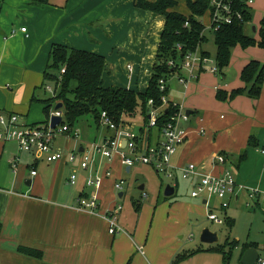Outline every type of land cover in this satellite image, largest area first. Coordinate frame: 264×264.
I'll return each mask as SVG.
<instances>
[{"label": "crops", "instance_id": "obj_1", "mask_svg": "<svg viewBox=\"0 0 264 264\" xmlns=\"http://www.w3.org/2000/svg\"><path fill=\"white\" fill-rule=\"evenodd\" d=\"M136 2L47 0V4L34 5L29 0H0V110L17 115L21 125L44 124L34 117L32 119L31 114L32 107L43 101L38 89L43 87V73L53 45L103 56L110 72L104 75L105 87L144 92L155 63L164 19L138 8ZM250 8L251 34H245L258 41L260 21L264 18V0H253ZM174 11L185 17L190 14L182 1L177 3ZM205 16L210 17L209 13ZM204 28L206 43L200 49L211 56L206 48V30L211 32L210 23ZM240 48L237 46L232 50L235 53L234 57L231 54L228 67L237 59L234 76L230 79L226 74L221 77L225 82L223 85L215 75L204 72L186 85L175 80L167 87V100L180 106L189 116L188 123L182 126L187 138L171 158V164L179 168L194 163L212 175H219L224 169L233 174L242 186L237 190V200L233 201L237 206L236 219L246 216L251 228L253 223L259 225L254 240L248 244L254 245L258 264H262L264 83L256 100L238 96L222 102L215 98L217 90L230 93L244 87L240 73L248 62L264 63V49ZM128 65L133 67L131 76H128ZM41 105L43 113L44 105ZM54 107L50 109V115ZM135 116L123 119L131 129L134 126L128 120ZM97 127L101 129L99 124ZM137 133L147 143L161 138L157 129L146 131L144 126L139 127ZM110 134L102 129L92 141ZM251 137L257 147L248 146ZM83 139L89 140L87 137ZM70 143L58 139L52 150L67 152L78 148L83 151L79 145L72 149ZM9 144L11 149H7ZM217 154L224 156L223 166L213 163V156ZM13 158L19 159L15 173L9 165ZM75 163L79 167V176L76 185L71 187L68 179ZM99 164L101 168H110V176L102 180L97 192V209L90 213L79 209L77 203L78 198L87 193V173L80 169L78 159L72 164L64 160L47 163L36 159L32 153L19 152L15 143L0 145V264H170L177 255L185 256L179 264H224L221 254L209 251L214 245L185 250L186 246L175 239V235L186 230L192 219L196 220L197 214L208 220L207 215L217 209L211 205V199L205 197L192 199L182 194L167 207L163 203L157 205L150 223L145 219V208H139L137 212L134 204L127 203L118 214L121 232L110 235L108 212L119 205L118 198L124 197L123 176L130 174L133 179L143 174L150 181L151 173L153 177L155 171L147 166L129 169L122 165L118 155L108 163L101 161ZM31 168L35 170V176L30 175ZM186 181L193 188L194 182ZM117 183L122 184L121 192L115 190ZM140 184L144 191L146 184ZM172 187L175 195L179 189L178 180ZM251 193H255L252 198ZM164 208H167L166 217L162 220L159 211L163 213ZM222 210L225 213L226 209ZM225 220L230 229L235 226V220L228 217ZM247 237H251L250 231Z\"/></svg>", "mask_w": 264, "mask_h": 264}, {"label": "trees", "instance_id": "obj_2", "mask_svg": "<svg viewBox=\"0 0 264 264\" xmlns=\"http://www.w3.org/2000/svg\"><path fill=\"white\" fill-rule=\"evenodd\" d=\"M29 1L34 5L47 4V0ZM180 1L185 3L190 12L189 16L185 17L174 11ZM210 1L155 0L150 3L146 0H137L136 6L138 8L148 11L154 17L164 19V28L160 33L155 63L144 92L105 87L104 75H108L110 72L103 56L66 46L53 45L49 51L48 64L43 73L42 83V86L52 84L54 87V95L50 99L42 101L44 105L43 114L46 119L50 118V109L56 103H61L60 111L63 113L61 124H66L70 128L84 117H89L93 124L98 126L102 112H106L116 125H120L124 118L135 116L137 111H140L144 117V125H146L149 110L148 101L152 100L153 107L158 108L162 106L161 98L168 95V88L164 92L159 90V81H167L168 78L177 73L178 69L176 67L171 68L168 63L179 64L186 53L194 52L206 43L205 28L202 23V18L206 13L210 15L211 32L216 48L214 61L221 77L224 76L223 70L228 67L232 50L235 47L264 49V18L260 21L258 41L245 34L244 29L252 20L250 7L246 6L245 0H230L231 6L238 12L240 19L233 18L231 24L218 23L217 25L211 22L214 8L210 6ZM185 23L188 24L187 27H185ZM178 46L180 50L177 49ZM201 53L204 57H210L207 52L201 51ZM62 69H64V73L61 74ZM240 80L244 83L243 88L233 90L230 93L217 90L216 100L225 102L238 96L258 99L264 83V63L248 62L241 70ZM175 112L176 109L172 108L171 105H167L166 109L162 111L157 120L156 129L159 133ZM248 146L257 147L254 138H250ZM135 208L136 210L139 209L138 206ZM253 247V244L244 245L241 255L245 250ZM209 251L221 254L224 264H228V258L223 256V251L218 244ZM184 258L185 256L177 255L170 264H179Z\"/></svg>", "mask_w": 264, "mask_h": 264}, {"label": "built area", "instance_id": "obj_3", "mask_svg": "<svg viewBox=\"0 0 264 264\" xmlns=\"http://www.w3.org/2000/svg\"><path fill=\"white\" fill-rule=\"evenodd\" d=\"M245 3L246 6L251 7L253 0H245ZM211 6L214 7V15L211 21L214 25L218 23L231 24L233 18L240 19L238 12L231 6L230 0H211ZM218 12H220V16L217 15ZM187 26L188 24L185 23V27ZM22 31L24 32L25 29H22ZM179 48L178 46L177 49L180 50ZM168 65L179 70L176 75L180 85H186L198 79L200 74L204 72L218 75L214 58L204 57L200 48L194 52L186 53L179 64L175 65L173 62H169ZM127 71L128 76H131L133 67L128 65ZM183 71L185 75L182 74ZM62 73H64V69L61 70ZM166 89V81L160 80L159 90L164 92ZM161 103L162 106L154 108L153 101H148L147 123L144 125L146 131L157 128V120L167 105L175 108L176 112L170 116L169 121L162 127L161 138L154 143H147L140 133L134 132L124 121L120 125H116L106 112H102L99 117V126L106 132L111 133L110 135H105L101 139L91 142H80L79 146L83 149L82 152L78 148L67 152L53 151L52 146L56 140L70 141L72 138L77 140L79 138L78 131L72 132L73 127L70 128L61 123L52 129L49 124L50 118L46 125H21L17 115H8L0 110V144L15 143L19 152L32 153L36 159H43L47 163L64 160L72 164L78 159L80 169L87 173L85 177L87 193L85 196H80L77 203L79 209L90 213L95 212L97 209V192L102 186V180L110 176V168H101L99 163L101 161L108 163L117 155L120 157L122 165L129 169L136 166H147L155 173L163 174L169 179H172L173 175L178 173L181 180H192L194 182L190 193L191 198H215L221 201L220 208L226 209L231 200H237V190L241 189L242 186L236 182V178L228 169H224L219 175H212L194 163H188L179 168L171 164V158L187 138L186 130L180 123H188L189 116L180 106L168 101L166 96L161 98ZM53 115L60 117L63 121L61 111H54L50 117ZM212 161L216 165L223 166L225 158L223 155L217 154L213 156ZM18 162V158L9 161L11 170L14 173L17 172ZM30 175H36L33 168L30 169ZM76 183L77 176L72 173L68 179V185L73 187ZM115 190L121 192L122 184H115ZM254 194L251 193L250 198ZM261 197L264 200V193ZM120 210L121 206L115 205L108 212V233L112 236L121 232L118 226ZM207 218L214 224H223V221L212 213H209ZM189 239H191V236ZM262 264L264 263L262 262Z\"/></svg>", "mask_w": 264, "mask_h": 264}, {"label": "rangeland", "instance_id": "obj_4", "mask_svg": "<svg viewBox=\"0 0 264 264\" xmlns=\"http://www.w3.org/2000/svg\"><path fill=\"white\" fill-rule=\"evenodd\" d=\"M210 6H211V1H210ZM212 8H214V7H212ZM250 9L252 10V8H250ZM217 15L220 16V12H218ZM209 23H210V17L205 16L204 25L206 26ZM250 29H251V27L248 24L245 27V32H248L251 34ZM206 35H207V40H208L206 48H207V50H209V52L211 54L210 57L214 58L216 48H215V45L213 42L212 32L206 30ZM234 53L235 52H232V57H234ZM236 60L237 59H234L232 64L223 70L224 75L226 74V77H228V79H230L234 76V70H235L234 66L237 63ZM178 71L179 70H177V73H178ZM176 74L172 75L173 77L171 76L170 78H168L169 80L167 79L166 83L167 84L169 83V85H167V87L171 86V84L175 80H177ZM182 74L185 75V72L183 71ZM215 79H217V81H219V83L221 85H223L225 83L223 80H221V76L219 74L215 76ZM38 93L41 96V99H43V100L50 99L53 96L54 87L52 84H48L46 86L39 88ZM41 104H43V103H40L39 105L32 107V114L31 115H33V116H31V118L33 119V117H34V120H36L37 122L45 123L46 117L42 113V110H41L42 105ZM128 122L134 126L133 131L137 133L139 130V127L144 126V117L141 115L140 111H137L136 116L134 118H132L131 120H128ZM180 124H181V126H184L185 123L181 122ZM87 125H89V127ZM72 130H73L72 132L78 131V133H79V138L77 140H75L73 138L70 140V142H71L70 145L72 144L71 148L75 149L80 144V142H82L84 140L83 138H85V137H87L90 140V141L87 140L85 142H91L94 138L97 137V135L100 133L102 128L101 129H99L98 127L96 128V125L93 124V122L91 121V119L89 117H84V118L79 119V121L73 126ZM151 130H154V129H151ZM59 140L64 141V139H59ZM0 145H2V144H0ZM11 146H12L11 144L7 145V147H8L7 149H11ZM75 166H76V168H75ZM77 166L78 165L75 163L74 170L72 172H73V174H75L77 176V181H78L79 175L77 174V171H78L77 169H79V167H77ZM137 167H139V166L133 167L132 169L134 170ZM150 173H151V171H150ZM152 175L153 174L151 173L150 181H149V178L143 174L142 175L139 174L137 177H134L133 179H131L132 175H130V174L124 175L123 176V179L125 181V185L123 186L124 197L118 198V204L121 207L123 206V208L125 206H127L128 204L129 205L134 204V205L138 206L141 210L143 208H145L147 211V216L145 219L148 221V223L151 222V217L155 214V209H156L157 205L160 206L163 203L167 207V205H169V203H172L174 201V199H177V198L179 199L180 198L179 196H181L182 194H184V196H186L187 198L188 197L190 198V193L192 190L190 184L187 181L181 180V178L178 176L177 173L173 175L172 179L165 177L163 174L154 173L155 177L154 176L152 177ZM82 180H84L83 177H82ZM176 180H178L179 189L176 190V194L171 197V200L170 199L165 200L164 197L162 196L165 187L167 185L173 186L175 184ZM148 181H149V183H147ZM140 183L146 184V188L144 191L138 190V186L141 185ZM144 195H146L147 197ZM152 199H153V201H152ZM225 201H227V200L225 199ZM211 205L213 206V208H215V207L217 208L216 210H213L212 213H214V215H216L218 219L223 221L222 225L214 224L213 222L207 220L206 217H204L200 214H197L196 220L192 219L191 224L189 223L190 225L186 228V230L175 235V239L177 242H180L181 244L186 246L185 250H192V249L198 248L200 246L208 247L211 245L202 244L199 240V236H200L201 231L204 228H208L210 231L215 232L217 234L218 245L220 246V248L223 251V256L225 258H228V264H240L239 255L241 253V250H242L245 243L248 244V242L250 240H254L253 237L255 236V234L258 233L257 230H258L259 225L256 223H253V227L251 228L249 226L250 220L248 217L246 218V216H240L239 219H236V217L238 216L237 210H236L237 206H235V203H233L232 200H231L230 205L226 208L225 213L220 208V205H221L220 200L212 198L211 199ZM136 206H134V207H136ZM164 210L165 211L163 213H162V210L159 211V213H161L160 217L162 220L166 217L167 208H164ZM137 212H139V210ZM225 217H228L230 220L231 219L235 220V226H233L230 229L226 225ZM248 231H250V233H251V237L249 239L247 237ZM190 236H191V239H189ZM226 241H228V242L226 243ZM234 246H235V248H234Z\"/></svg>", "mask_w": 264, "mask_h": 264}, {"label": "water", "instance_id": "obj_5", "mask_svg": "<svg viewBox=\"0 0 264 264\" xmlns=\"http://www.w3.org/2000/svg\"><path fill=\"white\" fill-rule=\"evenodd\" d=\"M254 31V28H253ZM62 108V104L61 103H57L54 107V111H60V109ZM62 122L60 117L57 116H51L49 119V124H50V128H55L57 125H59ZM128 170V169H127ZM143 185H141L138 189L140 191L143 190ZM174 187L167 185L163 191V195L166 198L172 197L174 194ZM122 195L120 194L119 197H121ZM199 240L202 244L205 245H215L218 244V236L216 233L210 231L208 228H204L199 236ZM259 262V257L257 254V251L254 248H249L247 250H245L241 257H240V264H258Z\"/></svg>", "mask_w": 264, "mask_h": 264}]
</instances>
